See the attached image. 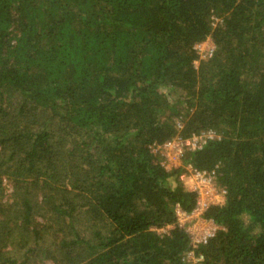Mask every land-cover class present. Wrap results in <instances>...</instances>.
<instances>
[{
	"label": "trees",
	"instance_id": "1",
	"mask_svg": "<svg viewBox=\"0 0 264 264\" xmlns=\"http://www.w3.org/2000/svg\"><path fill=\"white\" fill-rule=\"evenodd\" d=\"M210 130L202 264H264V0H0V264H183L156 231L196 194L153 150Z\"/></svg>",
	"mask_w": 264,
	"mask_h": 264
},
{
	"label": "built area",
	"instance_id": "2",
	"mask_svg": "<svg viewBox=\"0 0 264 264\" xmlns=\"http://www.w3.org/2000/svg\"><path fill=\"white\" fill-rule=\"evenodd\" d=\"M216 45L211 37L206 41L198 43L194 51L198 55L197 64L212 59L216 53ZM181 125H178V129ZM217 138L213 130L184 138L180 135L163 145L155 146L154 153L161 158V165L168 172L180 169L187 152H198L203 150L210 141ZM185 171L180 176V181L187 190L196 194L195 208L187 213L179 205L175 207L176 223L156 232L160 236H168L174 228H179L189 238V250L184 254L183 264H202L204 256L199 249L217 235L222 228L212 219L206 217L212 207L225 204L227 192L220 188L213 174L207 171L196 170L192 165L185 166Z\"/></svg>",
	"mask_w": 264,
	"mask_h": 264
},
{
	"label": "rangeland",
	"instance_id": "3",
	"mask_svg": "<svg viewBox=\"0 0 264 264\" xmlns=\"http://www.w3.org/2000/svg\"><path fill=\"white\" fill-rule=\"evenodd\" d=\"M218 22H219V20L218 19H215V26L218 24ZM199 65L200 64L198 63L197 66H199ZM185 166H187V165H184V160H183L182 167H180V168L185 171V168H186ZM183 186H184V184H183ZM184 188L187 190V187L184 186ZM11 192H12V189L9 187L7 189V194H11ZM42 264H52V263L48 261V262L42 263Z\"/></svg>",
	"mask_w": 264,
	"mask_h": 264
}]
</instances>
